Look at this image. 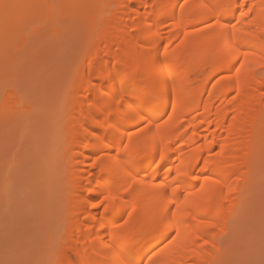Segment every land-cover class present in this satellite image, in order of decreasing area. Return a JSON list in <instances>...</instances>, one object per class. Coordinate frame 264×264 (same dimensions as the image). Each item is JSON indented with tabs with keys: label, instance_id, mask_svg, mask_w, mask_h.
I'll return each instance as SVG.
<instances>
[{
	"label": "bare ground",
	"instance_id": "6f19581e",
	"mask_svg": "<svg viewBox=\"0 0 264 264\" xmlns=\"http://www.w3.org/2000/svg\"><path fill=\"white\" fill-rule=\"evenodd\" d=\"M21 1L24 0H0V43L4 42H2L4 36L6 41V35L10 34L6 31L9 29L7 24L13 21V14H16L13 13V9L16 7L14 5ZM43 1L46 3L45 0ZM82 1L87 2L84 5L88 11L89 0ZM67 2L69 3V1ZM177 2L183 3V0H105V2L99 4H110V7H106L115 6V10H113V7L112 10L105 11L106 14L103 15L102 12L106 8H103L102 11L99 10L100 15H106V20L104 24H100V29L96 30L97 33L94 36L91 35L93 40L90 47L93 45L96 49L95 46H98L97 43L101 39L98 37V35L100 36L99 31H102L104 46L101 52L103 53L102 56L97 55L96 50H94V53L92 52L93 54L90 53L95 57L88 56L85 64V67H87L85 70L87 71L84 72L86 77L84 81L81 79L83 84L78 82L79 86L76 85L79 89L86 90V96L82 95V97H85L83 98L85 101L81 99V93L74 94L78 98L80 96L79 99H75L76 97H73L69 92L73 98L70 97L71 99L67 104L64 103L65 100L63 99L64 101L61 104L62 108L63 104L66 105L68 108L66 111L69 112L66 115L65 125L67 133L64 134V132L62 137H66V147L70 148L65 150V157L62 153L64 150H61L60 153L63 155L62 158H68L71 162L65 168V172L63 170L61 180L66 181L67 185L70 186V188L66 186L70 189V194L65 200L66 212H63L64 217L67 219H65L66 232L60 237L62 243L59 249L56 248L57 251L55 249V255L52 256L54 264L69 259L65 252L68 248L77 256L81 264H88L89 261H91V264H101V262L113 256L134 260L137 264L143 260L146 264L148 256L151 255L149 248L133 247L131 245L126 247L119 240L114 239V226L123 223L120 221L122 217L128 218L127 212L131 211L133 206L136 211L133 213L130 225L151 217L169 206L168 200L175 199L171 188L168 189L167 196H165L163 190L157 185L161 183L171 184L177 169L181 172H189V182L186 187L182 186L185 195L187 192L198 190L201 184L204 183L205 175L220 181V184H213L209 181L204 185L203 192L189 197L190 202H206L208 197L213 198L212 203L215 205V210L208 215L200 213L197 219L203 218L212 222H219L223 226L224 221L241 196L245 181L248 179V170L244 171L240 168L246 166L247 154L251 147L253 149L252 145L255 143L253 141H255L260 129L262 130V127H264V73L258 71L259 69L253 63L252 67L255 72L250 74L248 82L242 85L235 79L234 67L231 72L216 71L224 58V49L228 37L221 39L219 36H214V33H219V29L204 32L192 30L191 25L196 24L201 16L198 8L200 0H190L189 5L183 11V23L180 30L175 25V21H179L181 18L179 7L175 9V21L170 18V8L157 7L156 14L153 15L151 7L148 9L143 7L145 4L156 3L163 6ZM207 2L224 5L219 11H226L229 4L233 9L245 3L249 6L254 4L256 6L255 12L249 17L253 20L252 24H249L247 19L241 20L238 11H233L232 14L225 16L222 22L236 23L237 20H240L238 27L243 32H254L253 37L244 41V46L240 48V51L255 50L260 52L264 49V38H261L262 33L260 31L261 28H264V23L261 22V18L264 17V11H262L264 0H207ZM45 3V6H50ZM3 5H9V7L5 8ZM91 5L89 11L91 12V9H94L91 13L95 11V15L89 16V19L92 18L95 22L94 17L98 18L99 16L96 8L98 10L100 6ZM19 9H22L21 6ZM241 10L246 11L247 9ZM89 11L88 15L91 14ZM165 12H167V15L164 14ZM23 13L25 14V12ZM19 18L21 19V16ZM54 22L56 21L54 20ZM154 22L156 23L152 29V34L141 31L143 26ZM12 24L15 23L12 22ZM17 24L19 25V23ZM9 27L12 28V26ZM129 28L133 31H129ZM157 31L163 37L162 40H155L153 34ZM163 31L164 35H162ZM184 31L191 34L184 44L177 48L174 46L175 41L179 40L180 43ZM8 45L10 46V44ZM164 47L168 48V57L164 56ZM101 52L99 53L101 54ZM144 52H151L153 58L157 59L162 65L164 79L160 83H154L149 76H143L135 81H122L125 69L124 60L130 55L139 56ZM183 52L187 53L185 57L182 56ZM249 60L255 61V58L250 57ZM233 63L235 64V61ZM235 67H239V65L235 64ZM221 73L223 74L221 76L231 75L233 79L221 80L220 83H217V80H220L221 76L219 74ZM109 75L115 78L105 82V87L101 91L107 92V99H101L98 92L89 88V83H92L93 80L96 81L97 78ZM246 76H249L247 68L242 72L241 79L243 80ZM80 86L82 87L80 88ZM122 89L127 93L129 103L124 108L117 110L112 106V97L114 94H119ZM75 92L76 88L72 93ZM90 94L92 96L91 101L87 99ZM9 96L6 97L10 99L12 96L13 101V95ZM170 96H172L171 100H169ZM97 101H99V104L96 103ZM132 101H135V103H131ZM15 102L13 101L14 104ZM6 104L9 106L8 103H5L4 106ZM89 104H93L95 107H106L109 114L115 117L109 123L118 131L104 133L109 137V140L103 143H94L91 138L84 139L95 127L94 123L85 125L83 119V117L89 116ZM173 105H175V113L172 111ZM168 107L171 110V112L168 111L170 113H168V117L172 116L173 119L168 125L158 129L156 125L168 119V117L163 119ZM72 111L74 113H71ZM141 115L145 117V121L151 123L145 125L143 122L142 128L144 130L142 132L132 131L131 126L133 127V125L142 122L139 119ZM81 125L83 127H80ZM128 132L137 133L132 138L134 147L138 143H143L146 139L149 141L154 139L156 144L155 148L139 157L134 170L125 167L126 154L122 151L123 144L120 142L121 134H123V142L127 143L126 134ZM97 135L99 136L101 133L97 132ZM112 140L116 141L114 146L117 152L105 153L104 155L108 158L103 163L98 162V166L94 165L93 162L96 161V157L102 155L100 149ZM59 142L56 141V143ZM84 143H89L91 146L85 149L83 147ZM55 144L54 147L57 149L58 144L56 146ZM60 144L59 147H61ZM70 144L71 146H69ZM209 149L212 151L209 152ZM221 150H223L222 154L218 155L217 153H221ZM160 151L165 152V160L158 167L152 161L159 159ZM88 159L90 162H88ZM169 168L172 169L171 173L168 172ZM102 176L103 179H101ZM191 176L197 177L199 183L196 180H191ZM131 178L137 179L140 183L134 185L133 189L126 193L121 186H127L131 182ZM89 184L94 190L100 188L101 185L111 184L112 194L118 195L115 206L120 211L110 215L105 221L104 227H101V222L96 219L98 216L97 211L90 208L86 210V202L95 203V197L101 195L97 191L88 193ZM229 186H231V191H229ZM183 199L184 196H180V200ZM118 221L120 222L118 223ZM180 229L184 242H178V247L173 250L152 257V264H204L205 261L212 264L211 262L218 252L216 234L218 228H198L196 221H187L180 225ZM202 233L204 234L203 238L211 239L214 246L213 243L204 245L203 239L197 241V237L201 236ZM51 259L48 261L50 262Z\"/></svg>",
	"mask_w": 264,
	"mask_h": 264
},
{
	"label": "rangeland",
	"instance_id": "374dc122",
	"mask_svg": "<svg viewBox=\"0 0 264 264\" xmlns=\"http://www.w3.org/2000/svg\"><path fill=\"white\" fill-rule=\"evenodd\" d=\"M45 1L24 0L16 3L13 9L16 14H13L12 21L15 24L11 21V25L7 24L9 29L6 27V31L10 34L6 33V41L4 36V42L0 43V264H54L52 256L62 243L60 237L66 232L67 219L63 212H66L65 200L70 194V186L61 180L63 170L65 172L71 163L68 158H62L70 147H66V137H62L64 132L67 133L65 125L69 112L66 111L67 106L63 104L62 108L61 104L64 100L67 104L70 97H76L74 94L78 92L81 97L86 96V90L76 85L86 77L84 72L87 71L85 64L88 56L92 57L94 50L102 56L104 46L102 31L98 35L102 40L97 43L98 46L94 45L96 49L93 45L90 47L93 40L91 35L94 36L99 26L105 23L106 15L102 16L106 14L105 11L113 7L115 10V6L106 7H110V2L99 5L105 0H87L90 5L100 6V9L96 8L99 20L94 17L98 21L93 22L89 16L95 11L91 13L94 9L90 12L88 5L91 13L88 15L87 2ZM43 2L50 6H45ZM20 6L22 9H19ZM99 10H104L102 15ZM15 16H21V19ZM129 31L133 30L129 28ZM12 42L15 44L11 45ZM6 43L10 46H5ZM177 44L179 40L175 41L174 46ZM75 88L76 92L72 93ZM9 94L13 95L15 104ZM5 103L9 106H4ZM168 111L171 112L170 107L163 119L170 114ZM143 124L137 123L130 129L138 131ZM253 142V149L251 147L247 154L246 166L240 168L248 170V179L224 221L223 230H216L218 252L212 264H261L264 261V127ZM55 143L58 144L57 149ZM61 150H64L63 155ZM124 219L125 216L121 223Z\"/></svg>",
	"mask_w": 264,
	"mask_h": 264
},
{
	"label": "snow or ice",
	"instance_id": "6c2138e0",
	"mask_svg": "<svg viewBox=\"0 0 264 264\" xmlns=\"http://www.w3.org/2000/svg\"><path fill=\"white\" fill-rule=\"evenodd\" d=\"M189 3L190 0H183V3L177 2L171 5L163 6L153 3L151 5L145 4L143 5V7L145 9L151 7L153 15L156 14L157 7H164L165 9L170 8V18L174 21L175 9L179 7L181 10V18L179 21H175V25L177 29L180 30L183 23V11L189 5ZM3 6L5 8L9 7V5ZM223 7L224 5L221 4L210 3L207 2V0H200L198 8L200 9L201 16L196 24L191 25V28L195 32H204L207 30L219 29V33H214V36H219V38L221 39H223L224 37H228V41L224 49V58L218 65L216 71L219 72L223 70L225 72H231V69L234 67L235 79L243 85L248 82L250 74L255 72V69L252 67L253 63H255L256 68H258L261 73H264V49H262L260 52H257L255 50L240 51V48L244 46V41L247 38L253 37L255 35L254 32H243L238 27L240 20H237L236 23H223L222 21L225 16L232 14L233 11H238L241 20L247 19L248 23L252 24L253 20L249 19V17L255 12L256 6L254 4L249 6L247 3H245L243 5H238L235 9H233L231 4H229L227 5L226 11H219V9ZM241 9L247 10L243 11ZM262 11H264V9H262ZM164 14L167 15V12H165ZM261 22L264 23V17L261 18ZM155 23L156 22L148 24L147 26H143L141 28V31L152 34V29L153 27H155ZM260 31L262 33L261 38H264V28H261ZM172 34L174 35L175 33ZM190 34V32L184 31L183 39L180 40V43L177 44L176 47L179 48L180 45L184 44ZM153 36L155 40L163 39L159 31L154 33ZM169 43H171V41H169ZM161 46L163 47V45ZM168 55V48L164 47V56L168 57ZM250 57H254L255 61H250ZM233 61H235V64H238L239 67H235ZM124 64L125 69L122 81H135L143 76H149L154 83H160L161 80L164 79L163 67L157 59L153 58L151 52H144L139 56L130 55L126 60H124ZM246 68L249 76H246L242 80L241 74ZM114 78L115 77L112 75L97 78L96 83H89V88L98 92L101 99H107V92L101 91V89L105 87L106 81ZM231 79H233L231 75H224L220 77V80H217V83H220L221 80ZM87 99L89 101L92 100L91 94L87 97ZM96 103L99 104V101H97ZM128 103L129 100L127 97V93L123 89L119 94H114L112 97V106L117 110L120 108H124ZM131 103L134 104L135 101H132ZM175 110V105H173V113H175ZM83 119L85 125H90V123L95 124V127L92 129L91 133L84 137L85 140L91 138L94 143H103L104 141L109 140V137L107 135H104V133L110 131H118V129H115L114 126L109 123V121L115 119V117L109 114L106 107H95L93 104H89V116H85L83 117ZM139 119L144 122L145 125L151 123L150 121H145V117L143 115L139 116ZM172 119L173 117L169 116L167 120H164L161 124H157L156 127L159 129L164 125H168L172 121ZM80 127H83V125H81ZM143 130V128H138V131L140 132H142ZM97 132H100L101 135L98 136ZM126 135L127 143L123 142V134H121L120 140V142L123 144L122 151L126 154L125 167L132 168L134 170V166L138 162L139 157L145 152L155 148L156 144L154 139L151 141L146 139L143 143H138L134 147L132 138L134 135H137V133L128 132ZM115 144V140H112L110 143L105 144L104 147L100 149L102 155L96 157V161L93 162L94 165L98 166V162L103 163V161L108 158L106 155H104L105 153L117 152V149L114 146ZM90 146L91 145L89 143H84L83 145L85 149L89 148ZM211 151L212 150L209 149V152ZM222 151L223 150H221V153L217 154H222ZM164 160L165 152L160 151L159 159L153 160L152 163L156 164L159 167ZM168 172L171 173L172 169L169 168ZM103 178L104 177L102 176L101 179ZM191 180H196L197 183H199L198 178L195 176H191ZM209 181H211L213 184H220L219 180L212 179L211 177L205 175L204 183L201 184L200 188L194 192H187V194L185 195L182 186H187L189 182V172H181L179 169H177L171 184L161 183L157 185V187L163 190L165 196H167L168 189L171 188V192L174 194L175 199L168 200L169 206L165 207L162 211L155 213L151 217L145 218L142 221H138L137 223L130 225V220L133 217V213L136 211L135 207L133 206L132 210L127 212L128 218L124 219L122 224L114 226V239L119 240L126 247L131 245L133 247L149 248V250L151 251V255L148 256L146 264H152V257L158 256L166 251L173 250L178 247V242H184L182 240V233L180 229V225L184 222L196 221V225L198 228H220L222 231L223 228L219 222H212L203 218L197 219V216L200 215V213L208 215L215 210V205L212 203V197H208L206 202L189 201V197L196 196L199 192H203L204 185ZM138 183H140V181L135 178H131V182L128 183L127 186L122 185L121 187L123 188L124 192L128 193L133 189V186ZM93 191L100 192L101 195L95 197V203H91L90 201L86 202V210L90 208L97 211L98 216L96 217V219L101 222V227H104L105 221L109 218V216L120 211V209L115 206V202L118 200V195L112 194L111 184L101 185L100 188H97L95 190L89 184L87 192L92 193ZM229 191H231V186H229ZM180 196H184V199L180 200ZM203 237L204 234L202 233L201 236L197 237V241L203 239L204 245L213 243L211 239H204ZM153 248L155 250H152ZM65 252L69 259L58 261L56 262V264H81V261L77 258L76 255L73 254L70 248L66 249ZM88 264H91V261H89ZM101 264H137V262L129 259H121L119 258V256H113L112 258L104 260L103 262H101ZM139 264H145V261L141 260ZM204 264H208V262L205 261ZM261 264H264V261H262Z\"/></svg>",
	"mask_w": 264,
	"mask_h": 264
}]
</instances>
